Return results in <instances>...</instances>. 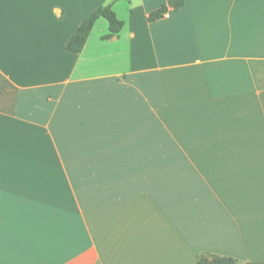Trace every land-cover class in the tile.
<instances>
[{
	"label": "crops",
	"instance_id": "1",
	"mask_svg": "<svg viewBox=\"0 0 264 264\" xmlns=\"http://www.w3.org/2000/svg\"><path fill=\"white\" fill-rule=\"evenodd\" d=\"M183 1L0 0V264L264 262V0Z\"/></svg>",
	"mask_w": 264,
	"mask_h": 264
},
{
	"label": "trees",
	"instance_id": "2",
	"mask_svg": "<svg viewBox=\"0 0 264 264\" xmlns=\"http://www.w3.org/2000/svg\"><path fill=\"white\" fill-rule=\"evenodd\" d=\"M170 3L176 7L182 6L183 0H170ZM166 9V5L150 14V20H153L160 16V14ZM100 17H104L109 22V33L103 38L109 39L118 34L123 26L124 22L117 16L113 9L112 4H106L100 6L93 11L78 27L76 33L68 41L66 49L71 52H80L90 36V33L96 23V20ZM1 78V75H0ZM195 264H242L239 260L230 256H221L215 254H202L198 256ZM245 264H264V262H248Z\"/></svg>",
	"mask_w": 264,
	"mask_h": 264
},
{
	"label": "built area",
	"instance_id": "3",
	"mask_svg": "<svg viewBox=\"0 0 264 264\" xmlns=\"http://www.w3.org/2000/svg\"><path fill=\"white\" fill-rule=\"evenodd\" d=\"M164 16H165V17H169V16H170V14H169V13H166Z\"/></svg>",
	"mask_w": 264,
	"mask_h": 264
}]
</instances>
